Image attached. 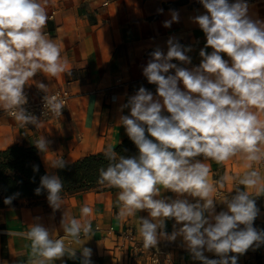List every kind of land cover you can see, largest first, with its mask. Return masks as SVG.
Returning <instances> with one entry per match:
<instances>
[{
  "label": "clouds",
  "instance_id": "clouds-1",
  "mask_svg": "<svg viewBox=\"0 0 264 264\" xmlns=\"http://www.w3.org/2000/svg\"><path fill=\"white\" fill-rule=\"evenodd\" d=\"M199 2L206 12L191 19L206 37L199 52L201 63L191 70L173 63L191 64L187 53L192 47L180 44L175 37L167 40L166 53L159 47L150 53L142 74L149 84L157 86L156 96L141 86L122 105L121 110L130 109V115L119 119L138 155L126 158L109 146L104 152L108 164L98 170V182L120 190V218L148 212L150 218L140 217L138 228L145 248L156 246L161 237L174 241L181 236L201 264H237L239 255L264 244V230L254 227L260 210L248 191L260 186L259 192H264V178L256 170L247 171L238 179L243 188L237 187L231 198L220 201L227 211L216 213L217 200L211 194L216 184L223 187V179L211 182V170L204 161L219 164L243 154L249 169L253 163L264 161V123L252 111H264V22L249 17L247 0ZM163 12L157 9L158 14ZM169 12L171 19L163 22L165 28L179 22V12ZM47 21L39 0H0V106L21 127L40 124L24 107L28 81L38 72L56 77L67 63L58 45L43 31ZM170 70L174 74H169ZM38 88L45 92L47 111L61 116L64 101L58 94L47 95L44 83ZM35 146L45 152L49 141L43 137ZM51 166L63 169L67 162L59 158ZM33 171L38 172L39 167L34 165ZM161 187L178 198H158ZM63 190L60 176L45 174L34 192L47 193L54 213L62 208ZM19 196V192L14 193L4 203L11 205ZM180 197H192L194 202ZM80 211L86 217L92 209L83 206ZM169 219L182 225L170 235L163 231ZM61 224L66 235L80 245L82 264H91V249L83 247L91 238V223H81L64 213ZM20 235L31 242V264H52L66 255L76 257L77 249L64 239H53L42 223L31 224ZM205 251L219 259H209Z\"/></svg>",
  "mask_w": 264,
  "mask_h": 264
},
{
  "label": "crops",
  "instance_id": "crops-1",
  "mask_svg": "<svg viewBox=\"0 0 264 264\" xmlns=\"http://www.w3.org/2000/svg\"><path fill=\"white\" fill-rule=\"evenodd\" d=\"M39 2L48 15L43 31L50 33L47 37L58 45L62 59L67 63L64 71L56 77L38 72L33 84L44 83L48 90H54L71 82V88L77 97L61 119L53 122L40 121L38 126L29 124L21 127L0 106V151L14 145L36 148V141L44 137L49 141L48 150L40 152L36 149L49 174H57L59 168L51 165L59 158L67 163H74L86 156L104 153L109 146L115 149L128 136L119 119L121 115H130V109L121 110L122 105L127 102L128 97L135 94L131 91L132 85L145 78L142 69L151 59L150 53L157 47L166 53V42L170 37H175L184 46L192 47V51L187 53L191 57V64H182L176 60L173 63L190 70L201 63L199 52L205 47L206 37L191 19L206 12L199 0ZM229 2L233 3L235 0ZM247 3L249 17L264 22V0H247ZM160 8L164 9L163 14L157 13ZM169 10L179 12V22L165 28L163 22L171 19ZM206 51L211 53L212 49L207 48ZM224 58L230 63L226 55ZM169 74H174V70H170ZM180 87L183 90L182 83ZM153 95L156 96V93ZM252 111L264 123V111L256 108ZM261 147L264 151V145ZM204 162L210 167L211 182L215 184L223 179V187L216 184L211 194L217 200L216 213L227 211V206L220 201L225 197L231 198L237 187L243 188L238 179L247 171L256 170L264 178V165L256 162L249 169V162L243 154H237L219 164L213 160ZM259 187L248 191L260 210L254 227L264 230V192H259ZM119 191L100 183L77 192L63 190L62 208L54 213L47 202V194L40 197L20 195L11 205H6V197L0 195V264H31L34 259L31 242L20 233L37 222L48 228L53 239H64L69 247L77 249L75 258L66 255L52 264H82L80 245L66 235L61 224L64 213L81 223H91V238L83 245L91 249V264H147L136 255L134 249L136 244L142 243L138 232L140 217H150L144 210L138 211L134 216L120 218ZM165 197L178 198L175 193L161 187L158 198ZM180 198L194 202L192 197ZM83 206L92 209L91 214L86 217L80 211ZM173 225H176L175 229ZM180 227L181 224L169 219L166 220L163 231L170 235ZM81 236L83 238V233ZM159 243L168 244L175 260L201 264L192 257L181 236H177L174 241L161 237ZM204 255L209 259H219L212 252L205 251ZM237 264H264V244L239 255Z\"/></svg>",
  "mask_w": 264,
  "mask_h": 264
},
{
  "label": "trees",
  "instance_id": "trees-1",
  "mask_svg": "<svg viewBox=\"0 0 264 264\" xmlns=\"http://www.w3.org/2000/svg\"><path fill=\"white\" fill-rule=\"evenodd\" d=\"M141 86L156 93L157 86L149 84L146 78L135 82L131 91L135 93ZM164 114L168 115L167 112ZM114 151L126 158L138 155V149L128 136L118 144ZM107 164L104 153H97L74 163H67L65 168L58 169L57 174L64 182V191L77 192L99 184L98 170L101 167H107ZM34 165L39 167L38 172L33 171ZM45 174L49 173L44 169L35 147L14 145L0 151V195L9 197L17 192L24 196L46 195V192H42L41 195H36L34 192L40 185V177Z\"/></svg>",
  "mask_w": 264,
  "mask_h": 264
},
{
  "label": "built area",
  "instance_id": "built-area-1",
  "mask_svg": "<svg viewBox=\"0 0 264 264\" xmlns=\"http://www.w3.org/2000/svg\"><path fill=\"white\" fill-rule=\"evenodd\" d=\"M47 36L50 35L48 31L45 32ZM35 77V76H34ZM33 77V79H34ZM25 93L28 98V103L24 105L27 112L37 117L38 121H58L67 113L70 104L77 97V94L73 92L71 88V82H68L65 86L58 87L54 90L46 89L47 95L58 94L59 98L64 101V109L62 110L61 116H56L53 113L47 111L44 107L43 97L45 92L38 88V85L33 84V80L28 81V85L25 86ZM7 114L9 111L6 110ZM13 117V116H11ZM260 165H264V161L260 162ZM135 253L139 257L143 258L147 264H188L183 261L175 260L168 247V244L159 243L149 249L143 246V243L135 245ZM14 264H26L23 262H16Z\"/></svg>",
  "mask_w": 264,
  "mask_h": 264
}]
</instances>
